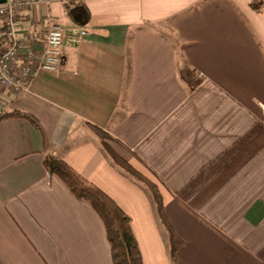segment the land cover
<instances>
[{
  "label": "crops",
  "instance_id": "obj_1",
  "mask_svg": "<svg viewBox=\"0 0 264 264\" xmlns=\"http://www.w3.org/2000/svg\"><path fill=\"white\" fill-rule=\"evenodd\" d=\"M40 1L16 13L23 53L42 60L54 21L63 65L16 93L0 84V113L28 117L0 123V264H113L103 221L48 154L131 218L144 264H264V0ZM104 143L158 185L175 260L151 192Z\"/></svg>",
  "mask_w": 264,
  "mask_h": 264
},
{
  "label": "trees",
  "instance_id": "obj_2",
  "mask_svg": "<svg viewBox=\"0 0 264 264\" xmlns=\"http://www.w3.org/2000/svg\"><path fill=\"white\" fill-rule=\"evenodd\" d=\"M14 118L26 119L28 117L19 111L0 113V123ZM95 131L104 140H112L102 130L95 128ZM103 146L116 165L141 182L151 192L160 223L168 233L171 258L175 260L178 250L183 245V241L175 234L168 221L164 200L158 185L123 160L114 152L110 145L104 143ZM44 165L50 175L59 177L77 199L88 202L101 218L111 246L113 264H144L140 247L132 230V220L121 210L114 200L97 186L84 179L66 162L56 158L54 155L48 154Z\"/></svg>",
  "mask_w": 264,
  "mask_h": 264
},
{
  "label": "built area",
  "instance_id": "obj_3",
  "mask_svg": "<svg viewBox=\"0 0 264 264\" xmlns=\"http://www.w3.org/2000/svg\"><path fill=\"white\" fill-rule=\"evenodd\" d=\"M0 4V23L4 34L9 40L7 49L0 53V84L9 88L13 93L19 92L30 81L32 76L41 71L59 73L63 65V49L65 31L62 24L50 21L43 41L42 60L37 61L35 52L29 50L23 53L24 43L18 37L17 17L18 10H25L40 4V0H5ZM87 33L82 32V36ZM23 55L22 76L13 75L11 63Z\"/></svg>",
  "mask_w": 264,
  "mask_h": 264
},
{
  "label": "water",
  "instance_id": "obj_4",
  "mask_svg": "<svg viewBox=\"0 0 264 264\" xmlns=\"http://www.w3.org/2000/svg\"><path fill=\"white\" fill-rule=\"evenodd\" d=\"M5 2V0H0V4H4Z\"/></svg>",
  "mask_w": 264,
  "mask_h": 264
},
{
  "label": "rangeland",
  "instance_id": "obj_5",
  "mask_svg": "<svg viewBox=\"0 0 264 264\" xmlns=\"http://www.w3.org/2000/svg\"><path fill=\"white\" fill-rule=\"evenodd\" d=\"M262 111H263V115H264V108H262Z\"/></svg>",
  "mask_w": 264,
  "mask_h": 264
}]
</instances>
